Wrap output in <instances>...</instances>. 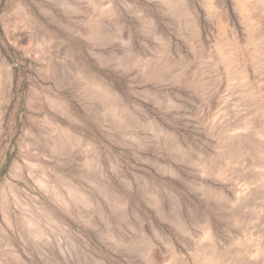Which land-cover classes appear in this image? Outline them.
Instances as JSON below:
<instances>
[{"label": "rangeland", "instance_id": "rangeland-1", "mask_svg": "<svg viewBox=\"0 0 264 264\" xmlns=\"http://www.w3.org/2000/svg\"><path fill=\"white\" fill-rule=\"evenodd\" d=\"M122 1L154 26L124 12L97 45L87 1L0 0V264H264V0H186L195 34L175 0ZM78 65L118 92L126 123ZM49 119L99 158L51 141Z\"/></svg>", "mask_w": 264, "mask_h": 264}, {"label": "bare ground", "instance_id": "bare-ground-1", "mask_svg": "<svg viewBox=\"0 0 264 264\" xmlns=\"http://www.w3.org/2000/svg\"><path fill=\"white\" fill-rule=\"evenodd\" d=\"M78 1L79 0H58V4L59 6L61 7L60 9L62 10V13L65 14V13H75L79 11V9L77 8V4H78ZM81 1V0H80ZM84 1H87V3L92 7V11H91V14L90 15H87L85 20H82V27H83V30H84V33L83 34H86V38L89 39L91 42L95 43V44H107V42H109V40L111 39L108 34H106V28L108 27H112L114 28V30L117 32V34H119L121 31H122V28L124 26V23L122 21V15L123 13H129L130 15H133V17L135 16V19L137 18H141L142 21L146 22V25L150 26V27H153L154 26V21L153 19L149 16V15H146V13H143V11L137 6L135 5L134 3L132 2H125V1H122V0H84ZM76 3V4H74ZM172 4H175L174 7H176V5L179 7V10L181 12V14L183 15H187V21H185L186 23V27L189 31V33L191 34V30L194 31V34L196 32V29H195V25H194V22L192 20V18L190 19L189 17V14H188V9L186 8V0H175V2L173 1H169L168 5L170 7H172ZM146 12V11H144ZM137 16V17H136ZM156 26V25H155ZM143 28V27H142ZM147 29V28H146ZM148 30V29H147ZM115 32V33H116ZM13 33V32H12ZM198 33V32H197ZM45 35H43V38L41 39V48H44L43 47V42L47 41V39H49L50 35L48 36V34L46 35V33H44ZM77 34V33H76ZM199 34V33H198ZM114 34V38L113 39H118V36ZM128 35V33H127ZM198 36V35H197ZM113 37V36H112ZM116 37V38H115ZM194 37L193 36V40H194ZM125 38V37H124ZM127 38L130 39V31H129V35L127 36ZM145 38V37H144ZM18 42L19 40H22L21 39V36L20 35H16L15 38ZM128 41V40H127ZM48 43V42H47ZM110 43V42H109ZM46 44V43H45ZM131 44V43H130ZM107 46V45H106ZM130 46V45H128ZM168 47V46H167ZM171 53V52H170ZM132 55V57H136V64L138 66H140V69H141V74H147L149 73L151 75L155 74V72H159V69L157 68L159 66V64H157L156 62H150L149 60H142L141 58H138V54H132L131 53V50H126L125 51V55L123 56V59L127 60V58ZM168 56V55H167ZM170 56V55H169ZM168 56V57H169ZM36 58V57H35ZM114 59V58H113ZM160 59V58H159ZM48 60V59H47ZM128 61V60H127ZM50 65V67H52V63H50V60L48 62ZM135 64V63H133ZM162 64V63H161ZM55 66V65H54ZM73 66V65H72ZM161 66V65H160ZM77 78L81 79L83 81V83L87 86H85L86 88H91L93 90H95L96 92H98V96H100V98H104V99H112V102L110 103L109 107L107 108L108 109V113L111 115V117L114 118L115 121H122L124 123H126L127 121V118H126V113H127V109L125 108V106L123 105V101L121 102L120 99L116 98V97H119L118 96L119 94H117L115 92V90L113 89V87L110 86V84H108L105 80H103L101 77L97 76L96 74H94L89 68H86L84 66H81V65H78L77 66ZM157 68V69H156ZM162 68V67H161ZM160 68V69H161ZM54 69V68H53ZM143 70V71H142ZM51 71V70H50ZM144 72V73H142ZM147 72V73H146ZM54 73V71H53ZM52 73V74H53ZM158 74V73H157ZM143 76V75H141ZM177 76V75H176ZM175 76V77H176ZM178 76H181V75H178ZM155 77V75H154ZM156 77H159V75H157ZM143 78V77H142ZM150 79V78H149ZM148 80V79H147ZM151 80V79H150ZM117 91V90H116ZM90 98V97H89ZM106 109V108H105ZM106 109V110H107ZM105 110L106 114L104 115H107V111ZM46 120V119H45ZM121 122V123H122ZM47 123L49 125V129L51 130V134H52V139L51 141H58L62 144L64 143L65 141H69V142H73L76 144H79V145H82V147H84L87 151H91V153H93V155H95L97 158L98 155L97 153L98 152H95V149H94V145L91 144L89 142V140H86L84 139L82 136H79L77 135L76 133H74L71 129H69L68 127H63L61 125H58L57 123H52L50 122V119L47 120ZM156 124V123H155ZM107 125V124H106ZM118 125V124H117ZM120 125V124H119ZM122 126L125 125V124H121ZM147 126V125H146ZM153 126V125H152ZM151 126V127H152ZM119 128H121V126H119ZM125 126L122 128L124 129ZM145 128V127H143ZM127 129V128H126ZM153 129V128H152ZM169 136V135H168ZM167 136V137H168ZM235 136V134H234ZM171 137V135H170ZM240 137V136H239ZM233 138V137H232ZM170 139V138H169ZM173 139V138H171ZM170 139V140H171ZM230 139V138H229ZM235 143L232 144L231 148H227L225 150L222 151V154L224 155V158L227 160V162L230 163L231 160H233V158L237 157V153L235 152H238L237 149L239 147V145L242 144V138H238L236 136V138H233ZM221 140V139H220ZM226 140V137L224 138V142ZM61 141H64V142H61ZM83 142V144H82ZM219 142V141H218ZM56 143V144H57ZM59 143V144H60ZM67 144V142H65ZM70 144V143H69ZM68 144V146H69ZM73 144V143H72ZM74 144V145H75ZM174 144V142H173ZM58 145V144H57ZM56 147L60 148L61 149V146L58 145ZM74 145H71V146H74ZM67 146V145H66ZM67 146V147H68ZM238 146V147H237ZM51 147H55V145L53 146H50ZM55 147V149H56ZM63 147H64V144H63ZM175 147H178V146H175ZM49 148V149H50ZM58 148V150L56 151L57 153H54L55 155L58 154V152L60 151ZM217 148V147H216ZM52 149V148H51ZM54 149V150H55ZM97 149V148H96ZM233 149V150H232ZM62 150V149H61ZM50 151V150H49ZM62 152V151H61ZM60 154V153H59ZM62 154V153H61ZM60 154V155H61ZM99 154V153H98ZM237 154V155H235ZM90 155V154H89ZM92 155V154H91ZM235 155V156H234ZM88 159V158H87ZM86 163V162H85ZM91 163V162H90ZM93 163V162H92ZM85 165V164H84ZM92 165V164H91ZM91 165L88 163V166L86 164V167H90L91 168ZM95 165V164H94ZM93 165V166H94ZM98 166V165H96ZM95 167V166H94ZM226 167V166H225ZM96 168V167H95ZM95 168H91L92 170L95 169ZM98 168V167H97ZM96 168V169H97ZM223 168V167H222ZM88 169V168H87ZM91 171V170H90ZM99 171V170H98ZM220 174L221 173H224V169L223 170H220L218 171ZM218 173V174H219ZM224 175V174H223ZM220 176V175H219ZM144 181V180H143ZM145 183V182H144ZM103 186V185H101ZM104 187V186H103ZM52 189V188H51ZM208 189V188H207ZM66 191H67V195L70 197V198H73V200L75 199L77 201V203H80L84 206H91V204L93 203V201L85 194V192L83 193L82 191H79V190H76L70 186H68L66 188ZM222 194V193H221ZM89 195V194H88ZM219 196H220V193H219ZM91 197V196H90ZM74 200V201H75ZM30 224V223H29ZM35 228V227H33ZM32 228V229H33ZM208 226L205 228V234L208 235L209 232L208 231ZM35 230V229H34ZM38 230V229H37ZM41 230H38L35 235L39 236L41 233H40ZM34 233V232H33ZM34 235V236H35ZM211 236V235H210ZM36 237V236H35ZM208 238V237H207ZM212 238V237H211ZM204 239V238H202Z\"/></svg>", "mask_w": 264, "mask_h": 264}]
</instances>
